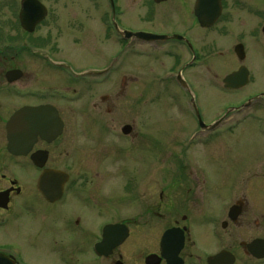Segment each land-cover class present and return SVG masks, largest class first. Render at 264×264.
Masks as SVG:
<instances>
[{
  "label": "flooded vegetation",
  "instance_id": "af4514ba",
  "mask_svg": "<svg viewBox=\"0 0 264 264\" xmlns=\"http://www.w3.org/2000/svg\"><path fill=\"white\" fill-rule=\"evenodd\" d=\"M23 1L0 0V264H264V153L246 173L233 167L231 177H221L224 183L213 188L210 182L218 174L195 170L185 151L194 139L189 135L185 142L173 140L182 151L165 159L168 170L161 173L158 129L147 114H140L144 124H124L119 134L101 116L111 109L85 101L75 111L88 117L81 128L87 144L73 140L69 145L63 139L65 112L73 111H65V104L110 85L112 69L118 67L114 79L123 87L143 88L147 80L164 84V91L177 86L178 91L163 95L178 112L183 104L181 112L194 122L187 133L194 127L213 132L233 114L232 135L251 130L264 147V0H221L218 18L205 27L193 14L195 0L182 22H170L166 9L159 12L180 0H134L133 5L139 1L134 9L127 0H103L100 6L97 0H52L56 11L37 0L45 8L42 15L21 13ZM228 3L234 12L225 11ZM192 22L201 32L199 44L188 34ZM87 24L102 39L104 61L75 73L64 60L63 37L83 36ZM230 34L234 67L223 78L244 68L245 83L229 89L221 79L222 90L237 96L209 129L214 122L201 121L189 71L209 69L222 58L220 45ZM112 48H118L115 56ZM158 61L167 63L157 73L164 75L143 74ZM141 88L131 96L143 100L147 94ZM75 94V99L68 96ZM106 99V94L99 97L101 103ZM110 137L120 142L104 141ZM215 139L198 143L206 150ZM87 152L89 168L80 167ZM61 163L82 172L53 165ZM47 169L66 176L57 198L38 189ZM108 227L114 229L105 231Z\"/></svg>",
  "mask_w": 264,
  "mask_h": 264
},
{
  "label": "rangeland",
  "instance_id": "374dc122",
  "mask_svg": "<svg viewBox=\"0 0 264 264\" xmlns=\"http://www.w3.org/2000/svg\"><path fill=\"white\" fill-rule=\"evenodd\" d=\"M102 1L103 0H97L98 6H100L99 3H102ZM45 2L47 3L46 6L48 7L49 11H56V9L52 8L56 7L54 1L45 0ZM81 2H85V0H82ZM126 2L129 7H132L130 9L136 8L139 3V1H137L136 5H133L134 0H127ZM191 3L192 0L170 2L167 3L168 5H165V8L159 10V12L161 15L163 14L162 12L166 9V11L171 13L168 17L171 20L170 22L177 20V18L180 22H182V16L185 17L190 13ZM74 11H76L75 8ZM225 11H233L230 3L227 4ZM157 22H160V19H157ZM150 25L151 24H149L148 26ZM87 27L89 30L87 29ZM160 27L162 26L159 25V28ZM153 28H156V25H153ZM188 34L192 39L196 40L197 44L200 43L201 32L199 31V27L194 24V22L191 23ZM100 39L101 38L96 35L95 28L90 27L89 24L86 25V32L83 36H78V34L74 32H71V34H67L66 36L64 35L63 56L64 60L68 62L70 66H72L73 72L81 73L83 70H86L88 66L97 68L102 65L104 61V56H102L104 55V44H102V39ZM231 40V34L223 37V43H221L219 49L220 51L224 52L222 58L214 63V65L209 69L205 67H194L189 71L193 83L195 84L193 86V92L197 93L196 106L199 110L201 121L204 124H211L212 122H214L212 120L225 112L226 108H228V106L233 103L237 96V94L233 92L223 91L220 83L223 76L234 67L232 57L233 54L231 51ZM117 49L118 48H112L111 56L116 55ZM160 62L162 61L155 62L151 66L152 69L150 71L148 70V68H145L143 70V74H156V76H161L162 73L158 75L157 73L159 71L165 70L167 68V63L166 61L162 63ZM119 72L120 69L118 67H113V80L110 82V85H101L99 87V91L97 90V88L91 91L90 94L92 95L79 98L77 102L73 101L70 104H65V111L68 110V108L71 109V111H74V114L73 111L65 112V120L68 124L63 138L65 143H68L70 145L73 140H81V142L83 141L85 143L88 141V139H85L83 138V136H81L82 125L84 123L87 124L88 117L84 116V112H79L77 114V112L75 111L76 109H78L79 104L85 101L88 104L89 102L99 104L102 109H104L105 107L111 109L109 114L101 113V116L103 118H106L107 124L112 127V130H116L119 134V127L124 124H139V121H141V124H144V122H142L143 120L141 119L140 114H147V117L145 119L147 120V118H149L148 123L154 124L158 129L157 133L159 139V157L163 158L160 164L161 173L164 171L167 172L168 170L167 160L165 159L168 157L176 156V154L178 155V152L182 151V149L179 150L174 146V144L176 143L173 144V140L177 142V140L180 139L182 140V142H185V140H188L187 137L189 135H194V139L192 140V143H190L189 148H185V151L187 154H189V157H191L193 164H195V170L205 174H207L208 172H215L216 174H218L217 176H215L214 180L210 182V186L213 188L216 187V184L220 185L222 182L224 183V181H220L221 177L225 179L226 177H231L230 175L234 173L235 170L233 167L237 168V172H239L240 174L246 173L248 171L250 162L255 161L256 158L264 153V147L261 144L256 143L257 137L252 136V134L250 133L251 130L242 131L245 128L247 122L243 124V128L241 127V135L236 137L232 135L233 114H228V116L222 121V123L218 125L217 128L214 129L213 132L201 131L194 127L192 131L187 133L188 130H191L193 128L194 122L192 119L186 117L183 112H181L184 110L183 104H180V111L178 112L175 103L170 100L168 95H163L164 93H172L173 90L176 91L177 86H174L173 84L169 85L168 88H166V90L164 91V84L159 83L158 81H152L150 83L151 80H147L143 84V88H141L142 86H136L134 84L123 87V85L120 84V79H114L115 76H119ZM211 80L213 82H216V88L211 86ZM66 83L68 84V82ZM77 88L83 89V87L81 86H78ZM137 88H141L140 92L143 91L144 94H147L144 96L143 100H139L138 98L131 96V93L136 92ZM246 91L247 90H244L240 94L244 95V93H247ZM70 92L71 91H65V94ZM79 92L81 94L83 93V91L81 92V90ZM103 94L107 95L105 103H101L99 100V97ZM68 96L70 98L74 97L73 99L78 97V95L76 94L74 96ZM76 125H78L80 134L76 133L77 129L74 131V127ZM212 138H217L214 140V144L210 145V147L206 150L204 148H201L202 144H199L198 142L202 141L203 139L212 140ZM104 141H110L111 143L120 142V140L112 137ZM183 146H185V144H183ZM83 156L85 158L81 159V162L83 164L80 163V167L89 168L90 154L87 152L86 154H83ZM65 162L66 158L64 163ZM64 163H61L62 165H53L60 169L64 167L65 170H68L72 173L82 172V170L76 169L72 164L65 165ZM120 164L121 163L119 162V164H117V167H120ZM100 166H102V164H100ZM115 167L116 166H111L110 171L112 173L116 172V170H114ZM102 171H108V167ZM160 182L162 185L166 183V181Z\"/></svg>",
  "mask_w": 264,
  "mask_h": 264
},
{
  "label": "water",
  "instance_id": "95a60500",
  "mask_svg": "<svg viewBox=\"0 0 264 264\" xmlns=\"http://www.w3.org/2000/svg\"><path fill=\"white\" fill-rule=\"evenodd\" d=\"M156 2L162 1V0H155ZM33 12V13H40L41 15L45 13V8L37 1V0H24L22 3V11L24 12ZM221 11V0H195L193 5V14L199 23L200 26H209L212 23L216 21ZM145 36H151L156 39H162L164 36H157V35H150V34H143ZM245 77H246V71L244 68H241L238 72H232L228 75H226L222 82L223 86L225 88L229 89H235L239 86H242L245 83ZM24 111H20L16 114L22 115ZM15 117H12L7 125V132H8V150L12 151L11 147V138H10V126L12 122L14 121ZM218 122L213 123L211 126H209V129L213 128ZM201 126H204L200 122ZM61 129V123L60 127L57 133H59ZM124 132H127V129L123 130ZM40 165V164H37ZM62 171L55 170V169H47L44 170L41 177L38 180V189L45 194V197L49 198H57L62 192L63 189V183L66 179V176ZM114 227H108L105 229V231L113 230ZM114 245V244H113Z\"/></svg>",
  "mask_w": 264,
  "mask_h": 264
}]
</instances>
